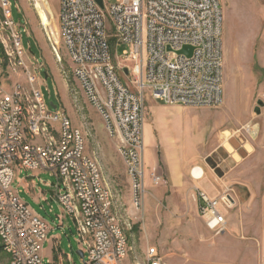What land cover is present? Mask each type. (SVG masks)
Instances as JSON below:
<instances>
[{"label":"rangeland","instance_id":"rangeland-1","mask_svg":"<svg viewBox=\"0 0 264 264\" xmlns=\"http://www.w3.org/2000/svg\"><path fill=\"white\" fill-rule=\"evenodd\" d=\"M10 2L15 24L0 28V84L7 91L20 83L27 88L26 72L14 67L6 54L13 49L10 32H16L17 24L26 50L24 62L35 77L33 86L40 85L47 104L62 108L72 126L79 129L84 152L99 169L111 197L113 222L128 242L120 264H149L152 248L160 264H264V0H219L223 49L219 106L166 105L143 91V190L138 193L137 206L118 152L120 141L107 132L102 117L72 76L59 34L58 0ZM37 2L47 13L46 25L39 19ZM105 26L110 36L109 19ZM109 39L112 45L114 40ZM124 49L128 47L123 44L113 48L115 61L131 67L133 61L122 56ZM119 77L137 90L131 76L119 72ZM176 161L182 168L189 162V172L202 167L206 176L198 180L190 173L188 185L181 172L175 175L172 170ZM151 173L158 177L156 183L151 181ZM206 177L216 189L212 197L229 195L234 201L225 212L222 232L205 227L199 205L196 212L195 188ZM36 180L38 189L44 191L50 190L47 184L57 182L55 175L45 171ZM23 200L52 227L48 235L60 236V249L70 257L69 264H83L75 253L79 248L75 222L59 202L29 196ZM46 252L43 247V264H57L55 258L50 262ZM8 261L2 250L0 264Z\"/></svg>","mask_w":264,"mask_h":264},{"label":"built area","instance_id":"built-area-1","mask_svg":"<svg viewBox=\"0 0 264 264\" xmlns=\"http://www.w3.org/2000/svg\"><path fill=\"white\" fill-rule=\"evenodd\" d=\"M101 2L102 7L96 0H58V28L73 78L85 99L94 100L107 132L122 141L118 152L137 206L143 190V91L166 105L219 106L222 12L219 0ZM11 7L10 0H0L1 30L15 24ZM107 19L112 25L110 36ZM10 40L13 49L6 51L7 59L24 69L27 88L20 83L7 91L0 84V243L12 250L10 263L43 264L41 250L49 225L18 196L12 183L16 169L45 171L57 178L55 198L75 222L83 264H120L128 250L127 238L118 225H112L114 216L100 201L91 164L81 155V134H72L67 114L50 107L40 85L33 86L35 77L23 59L26 50L19 25L10 32ZM119 44L128 47L122 56L133 61L131 67L115 61L113 48ZM185 46L190 53L181 51ZM117 68L131 76L136 91L121 82ZM52 142H59V149H52ZM61 169H68L66 182H58ZM150 177L157 182L153 173ZM195 193L205 227L224 231L225 212L233 199L210 197L199 188ZM150 252L149 264H160L154 248ZM18 253H26L27 261H18Z\"/></svg>","mask_w":264,"mask_h":264},{"label":"crops","instance_id":"crops-1","mask_svg":"<svg viewBox=\"0 0 264 264\" xmlns=\"http://www.w3.org/2000/svg\"><path fill=\"white\" fill-rule=\"evenodd\" d=\"M175 163H172L173 164L172 170L175 172V175L177 173L181 172V174L185 178H187L186 184L191 185L189 182V179H188V177L192 178L190 176V172L188 169L189 168L188 167L189 162L186 165H184L183 168L180 165L179 161L176 164ZM202 170H203V174H204L203 177H205L206 173L204 172L203 168H202ZM39 172H41V171H39ZM39 172H29V171H24V170H20V169L15 170V176H14V180L12 183V187L21 199L22 198L25 199V196H29L31 199H34L37 201H48V200L52 201V200L56 199L55 198V189H56V184H57L56 182L47 184V185H50L49 191H46V190L44 191L42 189H38L36 176H38ZM202 178H200V179H202ZM200 181H199V183L197 182L196 188H199V189L205 191L211 197H212V195H215V193L213 191V189H215V186H213L212 179L206 177L205 180H203L201 182ZM198 205H199V202L196 203V212L197 213H198ZM58 218H59V221L61 222V220H60L61 217H58ZM60 224H58V226H60ZM50 229H52V227H49V230ZM61 242H62V240H61L60 236L47 235V238H46L45 242L43 243V247L46 248V251H47L46 253L50 257V262H53V260L55 258L59 262V264H62V262L69 264V261H70L69 258L70 257L68 255H66L60 249ZM43 247H42V249H43ZM41 255H42V250H41ZM42 259H43V255H42ZM58 262H57V264H58Z\"/></svg>","mask_w":264,"mask_h":264},{"label":"bare ground","instance_id":"bare-ground-1","mask_svg":"<svg viewBox=\"0 0 264 264\" xmlns=\"http://www.w3.org/2000/svg\"><path fill=\"white\" fill-rule=\"evenodd\" d=\"M35 7L38 9V12H39L38 15H39V19L41 21V24H43V25L48 24L49 19H48L47 13L42 8V4L37 2ZM59 34H60V32H59ZM87 101L89 104H91L94 107V100H87ZM67 122H70V125L72 128V134H81L79 129L72 126V123H71L68 116H67ZM118 148H122V141H120V145ZM52 149H59V142H52ZM80 150H81V155H86L84 152V141H83L82 135L80 137ZM86 164H91L93 177H95V180H96L97 193L100 194V201H103V206H107V209H109V215H111L110 208H109L110 201H109V198H107V197H109L108 191H107V189L104 188V186L102 184V179L100 176L99 169H98L96 163L87 155H86ZM191 174L194 177V179H200L203 175V170L201 167L196 166L193 168ZM67 179H68V169H61L60 174H58V182H66ZM112 225H115L113 222V218H112ZM0 244H1L3 252H5L9 257V261H8L9 264H17V263H10V261H12V250H10V248H8V246L5 245V243H0ZM124 255H125V253H122V257ZM18 261H27V254L26 253H18Z\"/></svg>","mask_w":264,"mask_h":264},{"label":"water","instance_id":"water-1","mask_svg":"<svg viewBox=\"0 0 264 264\" xmlns=\"http://www.w3.org/2000/svg\"><path fill=\"white\" fill-rule=\"evenodd\" d=\"M96 1H97L98 4L100 5V7H102V2H101V0H96ZM181 51H182V52L190 53V48L187 47V46H185V47H183V49H182ZM123 71H124V73H127V72H128V70H127L126 68H124ZM45 78H46V75H45ZM259 103H260V102H259ZM49 104H50V106H51L52 108H56V105L53 104V102H50ZM255 112H259L258 107H255ZM75 253L78 255V257H79V258L82 260V262H83V251H82L81 249L78 248V249L75 251ZM83 263H84V262H83Z\"/></svg>","mask_w":264,"mask_h":264},{"label":"trees","instance_id":"trees-1","mask_svg":"<svg viewBox=\"0 0 264 264\" xmlns=\"http://www.w3.org/2000/svg\"><path fill=\"white\" fill-rule=\"evenodd\" d=\"M2 253V247H1V244H0V254Z\"/></svg>","mask_w":264,"mask_h":264}]
</instances>
